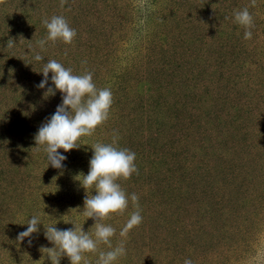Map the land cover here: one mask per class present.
Masks as SVG:
<instances>
[{"label":"rangeland","instance_id":"obj_1","mask_svg":"<svg viewBox=\"0 0 264 264\" xmlns=\"http://www.w3.org/2000/svg\"><path fill=\"white\" fill-rule=\"evenodd\" d=\"M247 8L252 38L235 22ZM63 16L72 44L47 37L42 20ZM211 37V38H210ZM13 40L12 47L7 42ZM43 58L36 61L34 56ZM93 74L113 94L109 118L62 169L48 164L34 136L62 103L45 63ZM136 154L138 172L117 181L129 204L102 221L115 229L114 264H264V0H6L0 5V264H51L49 226L80 228L95 238L84 215L81 186L96 143ZM139 197L142 222L120 232ZM46 205V207H45ZM74 209V210H71ZM38 215L39 232L17 241ZM98 243L85 253L97 264ZM60 264H70L62 256ZM85 264V261H81Z\"/></svg>","mask_w":264,"mask_h":264},{"label":"clouds","instance_id":"obj_2","mask_svg":"<svg viewBox=\"0 0 264 264\" xmlns=\"http://www.w3.org/2000/svg\"><path fill=\"white\" fill-rule=\"evenodd\" d=\"M6 0H0V5ZM66 0H61V7ZM255 6V0H252ZM235 22L247 29L244 38H252L251 28L254 27L253 17L247 8L235 13ZM42 24L47 29V37L39 40L38 46L43 49L47 41H62L65 44H72L76 31L71 28L63 16H53L50 21L42 20ZM211 38V37H210ZM13 40L7 42V47H12ZM42 56L36 54L34 59L41 61ZM54 88L49 87L45 94L54 96L58 90L61 93L62 103L57 106L54 114L42 123L34 136L36 147L44 146L43 150L47 154V161L51 167L62 169L63 161L67 159L65 155L58 151L63 149L65 153L77 149L81 145L78 143L81 137L92 136L97 127L101 126L109 118V110L113 104V94L110 89H98L93 82V74L86 72L83 75H75L72 69H66L56 60H49L45 63L41 72L43 79L37 85L38 88H45L48 83L49 73ZM112 144L96 143L93 155L89 161V171L82 176L81 186L85 190H95L96 195L86 194L84 199V215L91 218L96 226L95 240L80 228L58 229L49 226L44 235L46 239L54 245L52 248H44L49 253L51 264H60L62 256H67L70 264H81L85 261V253H95L98 243H103L112 249L111 238L115 235L113 227L105 226L102 221L108 219L112 214H123L128 207L129 200L117 183L118 180H128L138 169L134 163L136 154L126 148L120 149ZM131 201L136 207L130 219L120 232L121 237H126L130 230L137 227L142 222L139 208V197L133 193ZM46 207V205H45ZM74 210V209H71ZM41 224L38 215L32 216L27 221V229L20 232L17 241L29 238L39 232L38 225ZM123 243L120 246L107 251L100 252L97 264H114L120 257L125 255ZM184 264H192L191 260H185Z\"/></svg>","mask_w":264,"mask_h":264}]
</instances>
